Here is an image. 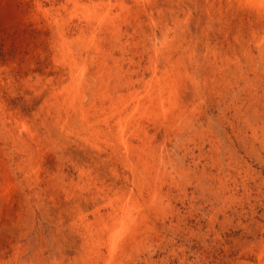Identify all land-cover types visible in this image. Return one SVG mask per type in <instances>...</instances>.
Here are the masks:
<instances>
[{
  "label": "rangeland",
  "instance_id": "1",
  "mask_svg": "<svg viewBox=\"0 0 264 264\" xmlns=\"http://www.w3.org/2000/svg\"><path fill=\"white\" fill-rule=\"evenodd\" d=\"M73 1L0 0V264H264V0H175L179 9L159 14L143 10L146 0H100L98 17L119 24L125 56L109 54L111 33L71 28L83 12ZM57 11L61 26L53 24ZM133 22L137 32L127 27ZM63 36L71 40L61 46ZM66 47L80 58L75 67ZM149 59L158 62L161 81L163 69L178 73L193 93L179 107L181 117L166 120L173 124L166 138L163 130L154 138L165 195L154 187L158 179L148 181L142 164L125 152L116 128L101 125L109 109L133 104L127 95L137 91L124 82L128 67L139 60L146 67ZM84 80V114L68 115L62 97ZM169 84L157 87L167 91ZM106 90L124 99L109 103ZM95 148L100 158L89 157ZM108 188L109 200L97 196L101 212L113 207L119 218L134 194L151 225L111 254L97 231L107 217L92 210L93 193ZM118 190L121 198L113 194ZM105 231L103 240L112 233ZM124 231L119 228L118 238Z\"/></svg>",
  "mask_w": 264,
  "mask_h": 264
},
{
  "label": "bare ground",
  "instance_id": "2",
  "mask_svg": "<svg viewBox=\"0 0 264 264\" xmlns=\"http://www.w3.org/2000/svg\"><path fill=\"white\" fill-rule=\"evenodd\" d=\"M52 1V0H51ZM85 1V0H84ZM83 0H78L77 1H73V3L78 6L77 8L79 9H83L82 11V15L79 16V17H75L76 20L75 22L71 25V28L73 29H76L78 30L80 33L81 32H84L87 30L90 31H95L97 33L99 32H102L103 34L106 33H111V35L113 36L110 37L111 40L113 41L114 40V43H110L107 44L109 46V54L112 56V53H115L117 51H119L118 53L121 52L122 56H125L124 54H126L127 52V49H125V44L127 43V41L125 42V44L122 46V42H121V39L122 38V35L120 34V28L114 24V25H109L111 23H109V20L105 21V16H103L104 18L100 19L98 17V9L101 7L100 5V0L98 1V3H95L93 2L92 0H87V2H84ZM104 1V0H103ZM124 1V0H123ZM132 1V0H131ZM139 1V0H137ZM142 1V0H141ZM163 1V2H162ZM246 1V0H245ZM248 1V0H247ZM246 1V2H247ZM250 1V0H249ZM249 1L247 3H249ZM254 1V0H253ZM64 2V0H63ZM100 2V3H99ZM115 2V1H114ZM117 2V1H116ZM255 2V1H254ZM254 2L252 4H254ZM40 3V2H39ZM44 3V1H43ZM49 3V2H48ZM68 3V2H66ZM70 3V1H69ZM121 3V1L119 2ZM126 3V2H125ZM138 3V2H136ZM143 3V2H142ZM145 5L143 7V10L144 11H148V12H151L156 10L157 13L158 11H163L164 8L166 7L167 9L169 8H178L179 9V3H177V1L175 0H146V2H144ZM143 3V4H144ZM256 3V2H255ZM37 3H35L36 5ZM57 4V3H56ZM61 4V3H60ZM59 4V5H60ZM123 4V3H122ZM134 4V3H133ZM246 4V3H245ZM39 5V4H38ZM63 5V4H61ZM60 5V7H61ZM73 5V4H72ZM106 5V4H105ZM113 4H110V6H107V7H111ZM128 5V4H127ZM126 5V6H127ZM141 5V4H140ZM249 5V4H247ZM43 6V5H42ZM252 6V5H251ZM256 6V5H255ZM253 6V7H255ZM38 7V6H37ZM113 7V6H112ZM142 7V6H141ZM163 7V9H162ZM247 7V6H246ZM245 7V9H246ZM259 7V6H258ZM261 7V5H260ZM259 7V8H260ZM264 7V5H263ZM39 8V7H38ZM51 8V7H49ZM65 8V7H63ZM102 8H105V7H102ZM175 9V11H176ZM41 10V8H40ZM46 10V9H45ZM113 10V9H112ZM119 10V9H118ZM124 10V9H123ZM135 10V9H133ZM142 10V9H141ZM171 10V9H170ZM250 10V9H249ZM258 10V9H257ZM62 11V10H61ZM130 11V10H129ZM255 11V10H254ZM56 12V11H54ZM81 12V10H80ZM119 12V11H117ZM131 12V11H130ZM172 12V11H170ZM257 12V11H256ZM47 13V11H46ZM109 13V12H108ZM114 13H115V9H114ZM124 13V12H123ZM135 13V12H134ZM133 13V14H134ZM141 13V12H140ZM173 13V12H172ZM254 13V12H253ZM49 14V13H48ZM60 13L57 11L56 14H53L52 16V20H53V24L55 23L56 25H59V22L56 21V17L59 15ZM81 14V13H80ZM107 14V13H106ZM159 14V13H158ZM252 14V13H251ZM104 15V14H103ZM116 15V14H115ZM123 14H121L122 16ZM130 15V14H129ZM135 15V14H134ZM133 15V16H134ZM142 15V14H141ZM147 15V14H146ZM149 15L151 16L150 18H152V14L149 13ZM46 16V15H45ZM144 16V15H142ZM244 16V15H243ZM257 16V15H256ZM146 17V16H145ZM149 17V16H148ZM69 18V17H68ZM71 18V17H70ZM110 18V17H107V19ZM116 18V17H115ZM48 19V18H47ZM125 19V18H124ZM130 19V18H129ZM146 19V18H145ZM148 19V18H147ZM146 19V20H147ZM153 19V18H152ZM155 20V18H154ZM50 21V20H49ZM114 21V20H113ZM116 21V20H115ZM148 21V20H147ZM69 22V20H68ZM112 22V20H111ZM117 22V21H116ZM119 22V21H118ZM123 22V21H122ZM154 22V21H153ZM152 22V23H153ZM48 23V22H47ZM64 23L61 22V24ZM67 23V22H66ZM66 23H64L66 25ZM109 23V24H108ZM136 23V22H135ZM134 22L133 23H129V25L127 26L128 28L130 27L132 29V31H136V29L138 28L137 25L135 24ZM144 23V22H143ZM51 24V23H49ZM123 24V23H122ZM64 25V26H65ZM70 25V23H69ZM254 25V24H253ZM263 25V24H262ZM51 26V25H50ZM61 26V25H59ZM63 26V25H62ZM124 26V25H123ZM139 26V25H138ZM154 26V24H153ZM157 26V25H156ZM52 27V26H51ZM148 26H146L147 28ZM62 28V27H61ZM127 28V29H128ZM54 29V28H53ZM60 29V28H59ZM124 29V27H123ZM127 29H126V32L125 31H122L121 33L123 35L126 34H129V32H127ZM148 29V28H147ZM52 30V29H51ZM125 30V29H124ZM138 30V29H137ZM149 30V29H148ZM99 31V32H98ZM129 31L131 32V30L129 29ZM155 31V30H154ZM137 32V31H136ZM153 32V31H152ZM157 32V31H156ZM54 33V32H53ZM62 33H66L65 32V29H63L61 32H59V34H62ZM94 33V32H93ZM58 34V32H57ZM101 34V33H100ZM81 35V34H80ZM86 35V34H85ZM84 35V36H85ZM140 35V34H139ZM164 35V34H163ZM66 36V34H65ZM63 36L61 39L62 41H58V43L60 42V45L63 46L65 44L64 41L66 42H69L67 38ZM83 36V35H82ZM81 36V37H82ZM89 36V34H88ZM96 36V35H94ZM103 36V35H102ZM105 36V35H104ZM141 36V35H140ZM75 37V36H73ZM106 37V36H105ZM134 37V36H133ZM138 37V36H137ZM258 37V36H257ZM60 38V37H59ZM125 38V37H124ZM142 38V37H141ZM58 39V38H57ZM77 39V38H76ZM100 39V38H99ZM102 39V38H101ZM109 39V38H108ZM107 38H105V40H108ZM128 39V38H127ZM130 39V38H129ZM133 39V38H132ZM131 39V40H132ZM138 39V38H137ZM160 39V38H159ZM161 39H164V37H161ZM71 40V39H70ZM78 40V39H77ZM104 39H102L101 41L103 42ZM124 40V39H123ZM141 40V39H140ZM90 41V39H89ZM162 41V40H161ZM165 41V39H164ZM57 42V41H56ZM108 42V41H107ZM124 42V41H123ZM136 42V41H135ZM163 42V41H162ZM57 43V44H58ZM80 43V42H79ZM129 43V42H128ZM159 43V42H158ZM257 43V42H256ZM56 44V43H55ZM101 44V43H100ZM138 46H139V43H137ZM162 44V43H161ZM53 45V44H52ZM93 45V44H92ZM106 45V44H104ZM141 45V43H140ZM54 46V45H53ZM94 46V45H93ZM98 46V44H97ZM100 46V45H99ZM132 46V45H131ZM130 46V47H131ZM158 46V44H157ZM128 47V46H127ZM134 47V46H133ZM147 47V46H146ZM73 48V47H72ZM95 48V47H94ZM138 48V47H137ZM151 48V47H150ZM158 50H159V47H157ZM163 48V47H162ZM167 48V47H166ZM52 49V47H51ZM105 49V48H104ZM130 49V48H129ZM142 49V48H141ZM140 49V50H141ZM55 50V49H54ZM61 50V49H60ZM132 50V49H131ZM144 50V49H143ZM146 50V49H145ZM148 50H150L148 48ZM63 51V50H62ZM95 51V50H93ZM106 51V50H104ZM139 51V50H138ZM152 51H153V48H152ZM162 51V50H161ZM165 51V50H164ZM163 51V52H164ZM108 52V51H107ZM137 52V51H136ZM99 53V52H98ZM105 53V52H104ZM133 53V52H132ZM138 53H141L138 52ZM156 53V52H155ZM160 53V52H159ZM158 53V54H159ZM64 54L68 57V60L70 61V65L72 67H75L76 66V62H77V59H80L79 57L76 56L75 52L72 51V49L70 47H66L65 49V52ZM96 54V53H94ZM120 54V55H121ZM128 54V53H127ZM130 54V52H129ZM152 55H155L154 52L151 53ZM157 54V55H158ZM115 55V54H114ZM138 55V54H137ZM163 55V53H162ZM166 55V53H165ZM168 55V54H167ZM65 56V57H66ZM92 56V55H91ZM102 56V55H101ZM106 56V54H105ZM118 56V55H117ZM121 56V57H122ZM94 57V56H93ZM98 58H100L99 56H97ZM96 57V58H97ZM116 57V56H115ZM170 57V56H168ZM107 58V57H106ZM109 58H114V57H109ZM120 58V57H119ZM127 58V57H126ZM148 58V57H147ZM91 59V58H90ZM94 59V58H93ZM103 59V58H102ZM118 63V59L115 58ZM138 59V58H137ZM141 60V58H139ZM61 60V59H60ZM64 60V59H63ZM83 60V59H82ZM89 60V59H88ZM92 60V59H91ZM95 60V59H94ZM93 60V61H94ZM101 60V59H100ZM107 60V59H106ZM133 61V63L131 64L133 70H129V67H128V70H127V80L125 79L124 82L126 83L125 86L129 87V88H132L134 87V91H137L136 93H129L127 96L129 98H133V104L129 107L123 105L119 108H115V109H109L111 110L110 111V114L106 117H103L102 118V124L103 125V128L105 126L106 128V131H109V132H112V129H113V126L116 128V131H117V134H115L116 136L118 135L121 139V144L123 145V147L127 150H125L126 153H129L131 152V154L135 157L136 161L139 163V164H142V169L145 171V173L147 174V180L151 182V178L154 177L155 178V181L156 179H158V183L154 185L155 189L158 190V193H161L160 195H165L163 192H162V187H163V182H162V179L165 177L166 175V172L164 169H162V165L159 164L158 161L159 160V154L157 153V150L155 149V145H154V138L156 136V134H158V132H160L161 130L164 131V136L166 138V135H167V131H170L171 129V126L173 124L171 123H165L166 120H168L170 118V116H174V118L178 117L181 115V112H180V108L182 106L183 101L184 99H186V101L193 96V93L190 92V90H188L190 83H188V81L186 82L185 80H183L181 78V76L177 73V75H174V74H170L169 73V70L167 69H163L162 72L163 73H166V77H165V80L164 81H161V76H158L157 75V64L158 62L156 63L155 61L153 63H151V59H149L148 61V65L145 67L143 64H142V61ZM92 61V62H93ZM96 61V60H95ZM105 61V60H104ZM109 61V60H108ZM112 61V60H111ZM115 61V60H114ZM113 61V62H114ZM122 61H124L122 59ZM145 61V59H144ZM168 61V60H167ZM170 61V60H169ZM55 62V61H54ZM81 62V61H80ZM107 62V61H106ZM131 62V59L129 58V60H127V65L130 66V63ZM76 63V64H75ZM95 63V62H94ZM93 63V64H94ZM102 63V62H101ZM99 63V64H101ZM105 63V62H104ZM108 63V62H107ZM106 63V64H107ZM115 63V62H114ZM65 64V63H64ZM111 63L109 62V66L111 67L112 65H110ZM98 65V64H97ZM146 65V64H145ZM161 65V64H160ZM165 66H167L165 63H164ZM176 65V64H175ZM58 66V65H57ZM82 66V65H81ZM91 66V65H90ZM94 66V65H93ZM101 66V65H100ZM107 66V65H105ZM115 66V65H114ZM119 66V65H118ZM123 66H124V63H123ZM135 66V68H134ZM172 66V65H171ZM56 67V65H55ZM60 67V66H59ZM71 67V69H73ZM78 67V66H77ZM76 67V68H77ZM95 67V66H94ZM98 67V66H97ZM169 67V66H168ZM174 67V66H173ZM61 68V67H60ZM64 68V67H62ZM80 70L81 72H85V67H80ZM100 68V67H99ZM104 68V66H103ZM109 68V67H108ZM113 68V66L111 67V69ZM115 68V67H114ZM125 68V67H124ZM127 68V67H126ZM165 68V67H164ZM172 68V67H171ZM69 69V68H68ZM107 69V68H106ZM67 70V68L65 69ZM76 70V69H75ZM96 70V68H95ZM100 70V69H99ZM110 70V69H109ZM113 70V69H112ZM116 70V69H115ZM114 70V71H115ZM119 70V69H118ZM123 70V69H122ZM147 71H151V75L152 78L150 77L149 79L145 78L144 75H145V72ZM172 70V69H171ZM175 70V69H174ZM73 71V70H72ZM71 71V73H72ZM94 71V70H92ZM149 71V72H150ZM178 71V70H177ZM181 71V70H180ZM70 72V71H69ZM108 72V71H106ZM112 72V71H111ZM123 72V71H122ZM65 71L62 69L61 71H59L58 73V78H57V82H62L63 81V77H64V74ZM68 73V71H67ZM76 73V72H74ZM79 73V72H78ZM94 73V72H93ZM92 74V73H91ZM104 74V73H103ZM116 74V73H115ZM122 74V73H121ZM184 74V73H183ZM67 75V74H66ZM76 75V74H75ZM82 75V74H81ZM81 75L80 76V81H81ZM92 75H95V74H92ZM114 75V74H112ZM119 75V74H118ZM161 75V74H159ZM163 75V74H162ZM165 75V74H164ZM100 76V75H99ZM110 76V75H109ZM180 76V77H179ZM97 77V76H96ZM104 77V75L102 76ZM101 77V78H102ZM117 77V76H116ZM121 77V76H120ZM120 77L118 76V78L120 79ZM72 78V77H71ZM105 78V77H104ZM115 78V77H114ZM125 78V77H124ZM185 78V77H184ZM83 79V78H82ZM98 79V78H97ZM107 79V77H106ZM111 79V78H110ZM116 79V78H115ZM118 79V80H119ZM187 79V78H186ZM70 80V78H69ZM73 80V79H72ZM71 80V81H72ZM77 80V79H76ZM74 80V81H76ZM79 80V79H78ZM77 80V81H78ZM87 80V79H86ZM99 80V79H98ZM105 80V79H104ZM96 81V79H95ZM106 81V80H105ZM111 81V80H110ZM123 81V80H122ZM94 82V81H93ZM100 82V80H99ZM97 82V83H99ZM107 82V81H106ZM138 83H141L143 85H141V88H135L136 84ZM165 82H170L169 84V89L167 91H164V87L162 86L161 88H158L157 86H161L163 85ZM87 83V82H86ZM86 83H85V80L83 81V84L82 82H79L78 84V87L75 89V92L70 94L71 92H68L66 95H64L63 98V105L64 106H67L68 109H67V114L68 113H72L74 115L76 114H81L83 115L84 114V111H85V103L87 100H85L86 98ZM112 83V81H111ZM110 83V84H111ZM115 83V82H113ZM117 83V82H116ZM119 83V82H118ZM121 83V82H120ZM100 84V83H99ZM98 84V85H99ZM105 84V82H104ZM94 85H96L94 83ZM63 86V85H61ZM105 86V85H104ZM63 87H66L67 86H63ZM90 87V86H89ZM88 87V88H89ZM97 87V86H96ZM95 87V89H96ZM112 87V86H111ZM114 87V86H113ZM157 87V88H156ZM107 88V87H106ZM94 89V88H93ZM99 89V88H98ZM97 89V90H98ZM103 89H105L103 87ZM109 89V88H107ZM116 89V88H114ZM67 90H69V88H67ZM92 90V89H91ZM90 90V91H91ZM113 90V89H111ZM117 90V89H116ZM102 91V90H101ZM107 91V96L110 98V101L109 103H115L116 99L118 100H122L124 99L123 97V94L120 93V95H117L116 97H111V95H109V92L108 90ZM99 94V93H98ZM104 94V93H103ZM116 94V93H115ZM62 96V95H61ZM92 96V95H91ZM105 96V95H104ZM186 96V97H185ZM102 97V96H101ZM105 98V97H104ZM103 100V99H102ZM109 100V99H108ZM93 101V100H91ZM166 101V102H165ZM90 105V104H89ZM106 105V104H105ZM87 106V105H86ZM102 106V105H101ZM107 106V105H106ZM143 107V109H141ZM153 106H156V109L153 107ZM90 107H95V104L92 103L90 105ZM90 109V108H89ZM95 110V108H93ZM101 109V108H100ZM98 109V110H100ZM103 109H105L103 107ZM184 109V108H183ZM66 111V109H64ZM97 110V111H98ZM107 110V109H106ZM108 110V111H109ZM143 110H145L146 112H144ZM89 111V110H88ZM101 111V110H100ZM99 113V112H98ZM97 113V114H98ZM105 112L102 110L101 111V116H103ZM100 114V113H99ZM69 115V114H68ZM80 115V116H81ZM19 116V115H18ZM92 116V115H91ZM113 118L112 121L109 120V118ZM181 117V116H180ZM19 118V117H18ZM173 118V119H174ZM179 118V117H178ZM101 119V118H100ZM16 120V119H14ZM18 120V119H17ZM15 121V124L19 127H24V124L22 121ZM87 121V120H86ZM88 126V125H87ZM20 128V130H21ZM153 128V133H150V129ZM27 129V128H26ZM127 131V132H126ZM19 133V132H18ZM23 135V134H22ZM109 146V144H107ZM95 146V145H94ZM99 147V146H98ZM160 148L162 150H164L166 147H165V144L161 145ZM96 149V148H95ZM94 149V150H95ZM97 151L93 153H91L89 155V157H93V156H96L98 158H100V148L96 149ZM114 150V153L116 152L115 149ZM112 150V152H113ZM116 154V153H115ZM157 173V175H155ZM149 189L151 190V193H152V187L149 186ZM171 190V187H168V189L165 191V193L167 192H170ZM102 192H96V193H93L94 194V202L92 204V207H93V212H96V217L98 218V216L104 218L105 216H103L104 214L106 215L107 219H106V222L104 223H101V228L98 231V238L99 241L101 243H105V246H109L110 249H109V252L110 251H114L115 249V245H117L118 247L119 246H127V244L135 241V239H137L142 233H145L146 232V229L151 227L149 221H147V217L143 211V205L141 203V201L138 200V197L135 196L134 194H129L128 195V201L130 203V205L127 207V208H123V213L121 214V216L119 218H117L118 216V211L115 210V208L111 207V209H109L107 212H101L100 211V207L97 205V202H98V198H100V201H106V200H109V196H108V193L107 191H109V188L106 190V189H102L101 190ZM113 194L116 196L118 194H121V190H118L117 192L114 191ZM169 194V193H168ZM90 194H87L86 199H90ZM98 196V198H97ZM119 198L120 195H118ZM85 202V201H84ZM92 202V200H91ZM127 202V201H126ZM90 206V204H89ZM126 206V205H125ZM84 207V206H83ZM86 207V205H85ZM91 207V206H90ZM118 208V207H117ZM118 210V209H117ZM100 212V213H99ZM117 218V219H116ZM112 222L110 223H107V221H110L112 220ZM103 220V219H102ZM100 222V221H99ZM98 222V223H99ZM103 222V221H102ZM124 226V235L122 237L121 235V232H120V235H121V238H118L117 236V233H118V230L119 228L121 227V230H122V227ZM112 231V233L110 234V238L109 236H107V239L103 240V233H102V230L105 231V230H110ZM106 233V231H105ZM126 233V234H125ZM123 234V233H122ZM97 235V233H96ZM106 235V234H105ZM120 237V236H119ZM96 238V237H95ZM88 239V238H87ZM97 239V238H96ZM98 241V242H99ZM118 242V243H117ZM124 246V247H125ZM130 246V245H129ZM120 249V247H119ZM126 249V248H125ZM262 250V249H261ZM263 251V250H262ZM120 252V250H119ZM117 253V251H116ZM123 253V252H122ZM99 254V253H98ZM111 254V252H110ZM113 254V253H112ZM261 256V254H260Z\"/></svg>",
  "mask_w": 264,
  "mask_h": 264
}]
</instances>
